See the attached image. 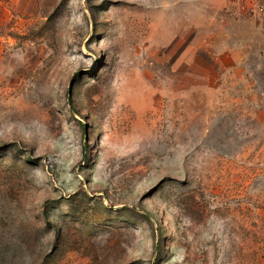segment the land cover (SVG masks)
I'll use <instances>...</instances> for the list:
<instances>
[{
    "label": "rangeland",
    "instance_id": "374dc122",
    "mask_svg": "<svg viewBox=\"0 0 264 264\" xmlns=\"http://www.w3.org/2000/svg\"><path fill=\"white\" fill-rule=\"evenodd\" d=\"M259 0H0V264H264Z\"/></svg>",
    "mask_w": 264,
    "mask_h": 264
},
{
    "label": "built area",
    "instance_id": "2783aa9c",
    "mask_svg": "<svg viewBox=\"0 0 264 264\" xmlns=\"http://www.w3.org/2000/svg\"><path fill=\"white\" fill-rule=\"evenodd\" d=\"M256 11L264 15V0H259L258 3H256Z\"/></svg>",
    "mask_w": 264,
    "mask_h": 264
}]
</instances>
